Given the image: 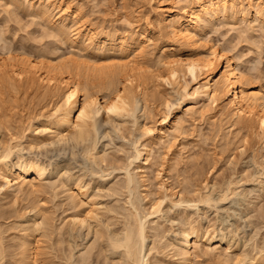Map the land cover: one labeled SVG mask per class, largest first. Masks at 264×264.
Returning <instances> with one entry per match:
<instances>
[{"label":"rangeland","instance_id":"374dc122","mask_svg":"<svg viewBox=\"0 0 264 264\" xmlns=\"http://www.w3.org/2000/svg\"><path fill=\"white\" fill-rule=\"evenodd\" d=\"M185 1L51 0L55 4L41 18L42 2L0 0V66L7 64L9 51L79 67L83 76L87 74L80 80L88 82L89 93L100 101L101 84L109 77L91 79L90 74L96 68L116 70L126 59L106 51L107 46L96 51L77 40L72 44L70 34L56 36L52 27L58 23V12L67 4L71 11L77 9V24L66 22L70 33L82 27L80 33L85 34L92 28L97 41L103 34L115 35L133 39L144 50L137 59L140 92L130 88L129 108L121 114L101 110L89 122L93 127L80 131L68 126L61 136L45 129L59 97L41 96L25 84L13 87L0 74V264H132L125 249L112 243L134 228L136 217L144 240L143 245L133 240L134 252L143 264H178L179 240L188 226L198 231V238H189L186 264H248L252 256L258 258L255 264H264V139L255 130L236 131L214 112L200 116L197 109L207 101H184L179 86L158 77L164 75L157 65L162 47L178 48L172 58L191 52L175 46L157 21L159 7L177 11ZM249 12L246 22L253 25L254 34L238 38L236 14V24L213 22L203 38L248 59L240 67L249 69L252 86L264 95V29ZM135 52L131 46L125 55L133 59ZM180 77L190 92V76ZM173 119L180 120L181 128L167 139L155 140L148 131L156 132ZM145 146L143 162L133 159ZM87 150L93 158L87 157ZM29 160L41 165L44 175L39 180L28 175L21 186L8 189L3 169L8 167L7 175L15 178L16 165ZM127 176L132 180L129 186ZM223 195L226 198L220 200ZM204 198L206 203L201 202ZM158 204L160 211L152 214Z\"/></svg>","mask_w":264,"mask_h":264},{"label":"bare ground","instance_id":"6f19581e","mask_svg":"<svg viewBox=\"0 0 264 264\" xmlns=\"http://www.w3.org/2000/svg\"><path fill=\"white\" fill-rule=\"evenodd\" d=\"M36 1L43 3L39 8L37 7L41 18L47 17L51 11V7L55 3L52 4L51 0H46L45 3L44 0ZM169 1L172 3L174 0ZM159 10L157 21L161 29L173 38L175 46H183L191 51L186 56L180 54L179 57L172 58L176 47L173 45L162 47L159 50L160 55L159 59L157 58V65L162 68L164 75L160 76L158 74L159 79H165L170 84L179 86L184 94V101H190L196 97L207 101V104H202L197 109L200 116L207 111L214 112L227 118L229 125L236 131L245 130L252 132L255 130L254 132H259L264 139V95L252 86L251 78L248 75L249 69L247 68L248 70L245 71L240 67L244 61L249 62L248 59L243 58L245 59L243 60L237 53L228 54V48L215 46L203 38L206 27L211 26L213 22L219 20H231L230 22H232V20L234 21L238 17H235L236 14L239 15V20L237 19L239 21V28L237 29L239 34L236 33V35L254 34L252 32L253 25L250 22L247 23L248 21L246 22L248 19L246 17L250 13V10L253 21L258 22L259 27L264 29V0H237V2L234 0H187L183 7H180L177 11H174L175 9H171V7H159ZM77 15V9L71 11L69 4L65 5V8L57 14L56 20H58V23L52 27L55 35L61 37L70 34L69 42L72 44L77 40L84 44L85 48L91 47L92 50L95 49L96 51L103 50L107 46L106 51H112L115 54L118 53L122 57L124 56L122 58L123 60L126 59L116 70L103 72L96 70V68L93 73L91 72L92 74L89 73L92 76L91 79L94 77L99 78L105 74L109 77L107 84H104V86L101 84L99 90L101 101L89 93L87 89L88 82L86 80H80V76H83V74L80 73L81 69H79L80 71L78 70L79 67L70 68L68 64H60L61 61L58 63L52 58L38 59L28 52H23L19 56H16L14 54L12 55L9 51H6L7 64L0 66V74L7 76L8 82L11 81V86L17 87V85L25 84L36 88V91L41 96L59 97L58 102L54 104L55 106L52 108V112L49 113L46 119L47 126L45 128L53 132L55 136H61V129L72 125H75L80 131L93 127L94 123L89 124V122L91 120L93 121L101 110L112 114L125 112L129 106L130 88L135 86L138 90L141 86V80L136 72L140 68L137 66V59L143 57V47L139 43L135 44L136 42L133 39L127 40L125 37L118 38L115 35L108 34H103L101 36L102 39L97 41V38L93 35L92 28H89L85 34L80 33L81 29L84 28L81 27L79 30L75 29L71 35L72 32H68L66 28V22L69 21L74 24L75 21L76 25L78 22ZM230 22L228 24H231ZM234 23L236 24L235 21ZM246 23L249 26H245ZM239 24L244 25L241 27ZM239 41L238 39V43ZM257 41L254 40L253 42L256 47H259L257 46ZM131 46H135L136 52L133 54V59H128L129 56H126L125 53H129ZM250 47L252 48V46ZM4 62L6 63V61ZM85 70L88 69L86 68ZM84 73L86 74L87 72L84 71ZM180 74L182 76H190L191 82L194 85L190 92L187 90L186 84H181ZM86 75L84 76L87 77ZM178 103L180 104L181 102ZM187 112L190 111L188 110ZM180 123L179 119H173L169 122H163L156 132H151L150 129L148 131L153 134L155 140H163L169 137V133L179 132L181 128ZM145 151L146 146L143 151L136 150V156H134L136 158L133 159H141L143 162L142 152ZM86 155L88 158H93L92 150H87ZM5 157L7 158L8 155ZM137 168L141 170L140 165ZM43 169L36 161H21L16 165L15 174L17 176L15 178H9L7 175L9 168L6 167L3 169L4 176L2 179L5 181V186L8 189L13 186L19 187L24 183L28 175H31L34 180H39L38 178L44 175ZM127 177L126 186H129L132 180L129 176ZM20 178L22 182L19 180ZM28 184L31 185L32 183ZM229 186L230 183L225 187L227 192L230 191ZM129 192L131 194V190ZM224 196L220 200H224L226 198ZM201 202L206 203L207 198L202 199ZM159 208V204L158 206H154L152 214L159 212ZM86 216L90 218L89 215L86 214ZM81 218L83 219V217ZM136 218L134 228L127 230L123 238L117 243L113 242L112 245L114 248L123 247L127 258L132 261V264H143L136 256L139 252H134V246L137 245V242L135 244L133 240L137 238L141 241L140 245H143L144 240V228L139 218L137 220ZM77 222L81 223L82 220H78ZM197 232L196 229L189 228V226L187 229H183L179 240L181 249L178 253V264H186L189 260V238L192 237L193 241H195L198 238ZM221 240L220 238L219 241ZM23 250L25 249L23 248ZM33 257V253H29L28 258L32 260ZM249 261L248 264H255L258 258L252 256Z\"/></svg>","mask_w":264,"mask_h":264}]
</instances>
